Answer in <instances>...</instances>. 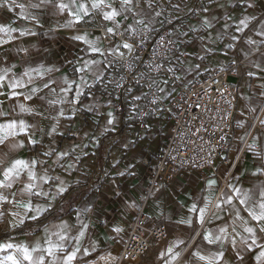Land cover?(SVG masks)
<instances>
[{"label":"clouds","instance_id":"clouds-1","mask_svg":"<svg viewBox=\"0 0 264 264\" xmlns=\"http://www.w3.org/2000/svg\"><path fill=\"white\" fill-rule=\"evenodd\" d=\"M17 8L0 22V235L32 264H154L157 234L176 264H250L257 246L264 264V0H0V18ZM200 73L218 85L210 135L164 152Z\"/></svg>","mask_w":264,"mask_h":264},{"label":"built area","instance_id":"built-area-1","mask_svg":"<svg viewBox=\"0 0 264 264\" xmlns=\"http://www.w3.org/2000/svg\"><path fill=\"white\" fill-rule=\"evenodd\" d=\"M176 22L178 23V20ZM125 24L127 25L130 23L126 22ZM155 44L156 41L153 40L149 46V52L153 51ZM181 51H187L186 45L181 49ZM143 55L146 59L148 58V53H144ZM177 55H179V53H177ZM177 74L181 75L180 72ZM199 82L200 83L197 90L189 91L186 89L184 94L177 96V106H170L168 118L171 120V128L173 129L170 135L175 139V143L173 139L170 138L167 145L163 149L164 152H167L170 147L175 148L177 144H182L180 150L184 153H188L190 149L194 148L193 142L196 141L198 137L203 136L205 139H207V137L210 135L208 131V125L205 121L215 119L214 117L210 116L209 113L215 111V108L211 106V101L212 94L217 93L218 85L213 82L206 95L205 89L208 85V78L205 77L199 80ZM167 83L169 87L172 86V82L170 80L167 81ZM184 129H189L191 134H185L183 136V141H181L180 136L177 133H183ZM213 130H215L214 126ZM192 155L194 157L195 152H193ZM167 235L168 234H166L164 237H161L159 234H157V236L152 237L149 241L150 244L154 245V247L151 249V256L149 257V259H151L153 262H155L158 258L157 255L160 252Z\"/></svg>","mask_w":264,"mask_h":264},{"label":"crops","instance_id":"crops-1","mask_svg":"<svg viewBox=\"0 0 264 264\" xmlns=\"http://www.w3.org/2000/svg\"><path fill=\"white\" fill-rule=\"evenodd\" d=\"M18 2H23V0H18ZM196 9L199 10V7H197ZM19 11H20V9L17 8L13 11L5 12L4 16L2 18H0V22H3L4 26L6 27L13 20L17 19L16 13ZM106 11H111V10L106 9ZM204 14L206 17L209 15V12L207 9H205ZM218 15H219V13H218ZM116 19L121 20L122 16L119 14L116 17ZM22 20H23V18L21 17L17 22L18 23L22 22ZM126 22L132 24L131 19H129L128 21H125L124 23H126ZM105 23L110 24V21H105ZM178 23H179V20H178ZM99 34H100L99 32L96 33V35H99ZM239 35H240V33L236 32V36L239 37ZM0 36H3V33H0ZM185 45H186L187 52H189L190 55H194V51L192 49V46L188 45L187 43ZM60 49H61V53H63L66 50L63 45L60 46ZM76 51H79V49H77ZM9 59H11V61L14 62L15 58L13 57V58H9ZM9 59H6L4 65H3L4 67H11V63H9ZM13 70L19 71L18 68L13 69ZM209 71H211V69H209ZM192 75L193 74L188 75V80L193 83L195 81L192 79ZM205 77H207L206 73H200L198 79L201 80ZM256 78H258V77H256ZM97 87H99V85H97ZM7 91H9V89H7V88H5L3 90L4 94L0 95V100H7L8 99ZM17 91H19V89ZM237 167H239V166H237ZM217 183L219 184V181ZM239 187L240 186L238 185L237 188H239ZM233 195H237V193H233ZM240 195L242 196V193H240ZM245 215H247V213H245ZM226 220H227V215L225 214L221 220L215 221L214 224L210 227H215V226L224 224ZM6 235H8V236H6ZM3 236H6V237H3ZM10 236H11V238H9ZM1 237H3V238H1ZM0 238H1L0 239V264H11V261L7 260V257L10 255L15 256L18 260L22 261L23 264H32V261H24L23 260L22 253L19 250L20 247L19 248L17 247V244L20 242V237L16 238L14 236V234L4 233L3 235H0ZM171 239H172V237L170 236V234H168L166 239L164 240V243L160 249V252L157 255L158 258L156 259L154 264H176V259L173 260L171 257V253L169 252V249L173 248L171 246ZM24 244L27 245V241H24ZM43 244H44L45 251H47V249L49 248L50 245H48L46 241H44ZM258 244H259V242H258ZM8 245H11V247H7ZM33 247H34V245L29 246V249H33ZM209 247H212V246H209ZM194 248H195V245H193V249ZM174 250L179 251V247L175 248ZM261 250H262L261 246L249 248V252L252 254L251 258H250V264H260V262L258 260H256L255 257L259 254V252ZM191 254H192V250L190 249L188 251V253H186L184 255V259L187 260ZM32 255H33V259H35L36 258V252H33ZM47 260H51V256H48ZM47 260L45 261V264H47ZM202 264H206V262H202Z\"/></svg>","mask_w":264,"mask_h":264},{"label":"snow or ice","instance_id":"snow-or-ice-1","mask_svg":"<svg viewBox=\"0 0 264 264\" xmlns=\"http://www.w3.org/2000/svg\"><path fill=\"white\" fill-rule=\"evenodd\" d=\"M123 2L125 4H131V3H133V0H123ZM104 3H105V0H96L97 6L103 5ZM61 7H64V6L61 5ZM118 15H119V12L116 9H112L111 11L105 13V18L108 19V20H112V19H115ZM130 47L131 46L128 45V44L124 45V48H130ZM2 79H3V77H0V80H2ZM17 164L18 165H23L24 162L23 161H17ZM235 191H236L237 195L240 196V191L238 189L235 190ZM243 202H244V200L241 199V203H243ZM261 208L264 209V204L261 205ZM254 219H256L257 221L264 220V212H261L258 215H254ZM249 231H251V229H249ZM208 238H211V233L208 234ZM7 247H11V245H8ZM19 250L22 253V257H23L24 261H32L33 260L32 253L35 251V249H29V247L25 245V246L20 247ZM47 251H48L49 255L52 254V246L51 245L49 246ZM169 252L171 253V257H172L173 260L178 258V254L175 252V250L173 248H170ZM74 255L75 254L70 255L67 259L69 261L73 260L74 259ZM260 256L264 257V253H261ZM259 258L260 257H258V259ZM201 259H203V257H201ZM7 260L11 261V264H21V261L18 260L15 256H11L10 255V256L7 257ZM41 264H43L42 261H41Z\"/></svg>","mask_w":264,"mask_h":264},{"label":"trees","instance_id":"trees-1","mask_svg":"<svg viewBox=\"0 0 264 264\" xmlns=\"http://www.w3.org/2000/svg\"><path fill=\"white\" fill-rule=\"evenodd\" d=\"M196 11L198 12L199 10L196 9ZM6 236H8V235H6ZM6 236H3V237H6ZM14 236H15L16 238L19 237V236L16 235V234H14ZM3 237H1V238H3ZM1 238H0V239H1Z\"/></svg>","mask_w":264,"mask_h":264}]
</instances>
